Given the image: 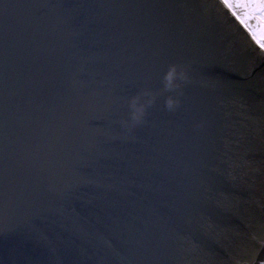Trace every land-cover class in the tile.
I'll return each mask as SVG.
<instances>
[{"label": "water", "instance_id": "95a60500", "mask_svg": "<svg viewBox=\"0 0 264 264\" xmlns=\"http://www.w3.org/2000/svg\"><path fill=\"white\" fill-rule=\"evenodd\" d=\"M0 264H264V51L223 0H0Z\"/></svg>", "mask_w": 264, "mask_h": 264}, {"label": "snow or ice", "instance_id": "6c2138e0", "mask_svg": "<svg viewBox=\"0 0 264 264\" xmlns=\"http://www.w3.org/2000/svg\"><path fill=\"white\" fill-rule=\"evenodd\" d=\"M223 3L240 23L249 30L256 44L264 51V0H223ZM251 21H256L254 27ZM133 97L136 96L129 95L127 97L128 111H130L129 102ZM143 116L144 112L136 125L143 122Z\"/></svg>", "mask_w": 264, "mask_h": 264}, {"label": "clouds", "instance_id": "9594fccd", "mask_svg": "<svg viewBox=\"0 0 264 264\" xmlns=\"http://www.w3.org/2000/svg\"><path fill=\"white\" fill-rule=\"evenodd\" d=\"M176 71L175 67H173L169 73V77H171L172 73ZM129 115L128 118L123 122L125 127H135L139 122L143 112L144 106L140 102V97H133L129 102Z\"/></svg>", "mask_w": 264, "mask_h": 264}, {"label": "flooded vegetation", "instance_id": "af4514ba", "mask_svg": "<svg viewBox=\"0 0 264 264\" xmlns=\"http://www.w3.org/2000/svg\"><path fill=\"white\" fill-rule=\"evenodd\" d=\"M243 14V13H242ZM252 26L254 27L256 25V21H251ZM243 25V24H242ZM244 26V25H243ZM247 29V28H246ZM248 30V29H247ZM249 31V30H248Z\"/></svg>", "mask_w": 264, "mask_h": 264}]
</instances>
